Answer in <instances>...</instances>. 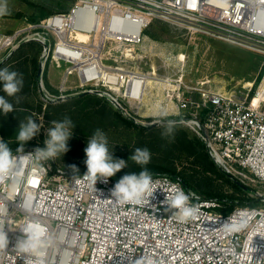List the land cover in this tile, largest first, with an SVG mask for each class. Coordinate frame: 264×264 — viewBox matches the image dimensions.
Instances as JSON below:
<instances>
[{"label":"built area","instance_id":"obj_1","mask_svg":"<svg viewBox=\"0 0 264 264\" xmlns=\"http://www.w3.org/2000/svg\"><path fill=\"white\" fill-rule=\"evenodd\" d=\"M155 21L264 58V0H76L67 12L0 34V66L23 44L38 42L43 47V101L94 94L144 126L152 123L142 119L162 115H178L185 125L182 120L196 122L216 164L227 167L225 171L252 194L244 203L236 199L232 211L222 212L224 199L208 198L177 176L153 174L158 189L149 203L121 205L110 195L118 181L114 177L107 183L98 180L95 192L87 181L74 182L77 174L58 166L55 158L32 163L20 153L15 175L0 185V229L9 240L0 248V264L38 259L17 247L29 224L42 230L44 239L51 237L42 249L44 264H264V75L254 92L253 84L243 90L215 91L206 88L209 81L199 87L187 85L183 69L170 78L158 76L156 70L132 68L130 62L137 60L134 48L145 43V31ZM50 63L56 68L67 65L54 91L45 86ZM72 76L78 83H69ZM162 98L165 106L157 107ZM36 147L43 146H24V154ZM174 184L195 193L190 200L198 210L195 218L181 221L165 211L166 195ZM232 218L245 227L226 233L224 222Z\"/></svg>","mask_w":264,"mask_h":264},{"label":"rangeland","instance_id":"obj_2","mask_svg":"<svg viewBox=\"0 0 264 264\" xmlns=\"http://www.w3.org/2000/svg\"><path fill=\"white\" fill-rule=\"evenodd\" d=\"M75 2L76 0H7L8 12L4 15H0V34H13L25 28L28 24L37 22L31 21L29 17L38 14L40 10L50 13V15L67 12ZM145 35L147 36L145 43L142 46H135L133 51L137 60H132L130 62L132 68L138 69L141 72L156 70L158 76L177 78V75L180 74L179 72L183 69L184 80L186 84L191 87H199L202 82L209 81L210 84L206 86L208 89L215 91H232L243 90L246 84H253V92L264 75L263 56L226 42L204 36L196 35L191 37L173 25L160 21H155L145 31ZM139 55L144 56V58L139 59ZM7 62L1 65L0 68L5 67ZM165 64L167 65L165 66ZM61 65V68H56L55 64H49L45 76V86L48 90H54V88L62 84L64 71L67 65ZM37 81L39 86V78H37ZM69 83H78L77 77H70ZM25 96L24 94L20 96L21 101L25 100ZM34 96L37 106L28 111L32 113L33 119H36L38 124L42 127L39 134L30 141L34 143L31 145H40L44 147L46 130L52 127V120L47 119L43 113H38V105L41 101L39 89ZM73 99L75 98L69 100ZM165 102L163 98L160 99L157 107L165 106ZM110 104L112 105V103ZM45 108L46 106H44V109ZM172 108L173 105L169 104V111ZM74 109L75 106L73 105L70 111L72 112ZM165 111L167 112L166 109ZM13 112L14 111L8 113L9 115L0 119V127L6 126L9 129H18L20 122H26V118H20ZM160 112L158 108L157 113ZM170 119H178V115L151 117L142 119V122H146L147 124ZM167 126L174 127L173 129H183L191 134L198 135L196 130L181 122H171L170 125L169 122H166L155 127L165 129ZM140 127L148 130L155 128L150 126ZM101 130H103L107 136L108 148L109 151L112 152L114 158L120 157L122 153L124 155L128 154L129 151L136 148L139 141L137 133L125 127H120L118 129L108 127V129L101 128ZM80 133L81 131L79 129H72V136L68 141L69 150L63 155L61 154V156L55 158L58 166L63 167L66 157L72 150L85 153L84 149L87 146L88 138L91 136L86 138ZM198 137L200 138L199 135ZM0 138L3 139L1 132ZM155 155H157V153L153 152V156ZM186 167L190 168L188 164H186ZM219 169L222 171L220 167ZM113 177L115 180H119L116 174ZM179 178L181 179V177ZM199 178L201 179L204 177L200 176ZM209 180L218 192L226 196H235L234 201L236 199H244V197L224 179H220L218 176H211ZM257 189L261 191L264 190H262L261 187H256V190ZM224 200L226 203L227 199L225 198ZM260 204L262 203H259V205Z\"/></svg>","mask_w":264,"mask_h":264},{"label":"trees","instance_id":"obj_3","mask_svg":"<svg viewBox=\"0 0 264 264\" xmlns=\"http://www.w3.org/2000/svg\"><path fill=\"white\" fill-rule=\"evenodd\" d=\"M48 15H50V13L40 10L38 14L33 15L32 17L30 16L29 19L38 22ZM42 51L43 47L38 42L25 43L13 54L5 66L10 70L22 74L23 88L15 97H7L2 90V86H0V95H4L13 105V113H16V116L23 119L28 116L33 119L32 113L28 110L34 109L35 106H37L34 95L37 94L39 89L37 78H39L40 73V56ZM22 94L26 95L24 101H21L20 98ZM40 100V104L38 105L39 114L43 113L47 119L52 121H62L65 117H69L76 125L74 129H79L81 131L80 134L83 137L87 138L88 136H92L96 129H108V127L116 129L125 127L128 130L130 129L136 132L139 139L136 148H147L150 150L151 160L146 167L152 174H169L181 177L185 186L208 198H226L225 207L220 209L222 212H230L234 209L235 205L233 202L235 196H226L225 194L218 192L209 180L211 176H218V178L224 179L231 184L232 187L244 197V199H241L243 203L247 198V194L241 189V187L219 169L218 165L210 155L207 146L198 135L191 134L183 129H174V133L171 136L164 137L161 133L164 132L165 129L156 127L149 130L142 129L121 114L106 99L94 94H85L76 97L73 100L68 99L55 103L45 102L41 97ZM73 105L75 106V109L71 112L70 109H72ZM44 106H46L45 109ZM5 116L6 115L2 110H0V119ZM35 121L37 122L36 119ZM8 129L9 128L6 126H2L0 127V132L3 140L9 144L13 151H15L19 147L15 137L18 129ZM31 144L34 143L28 141L24 146ZM136 148H133L126 155L122 153L120 157H116V159L127 161L128 165L126 168L116 173L118 179L126 173H138L141 171V166L129 159L130 155ZM153 152H156L157 155L153 156ZM85 159V153L72 150L66 157L62 168L72 171L70 166L76 165L79 172L86 171L87 168L84 163ZM186 164H188L190 168H187ZM200 176L204 178L200 179ZM249 200L251 205L256 204L254 200Z\"/></svg>","mask_w":264,"mask_h":264},{"label":"clouds","instance_id":"obj_4","mask_svg":"<svg viewBox=\"0 0 264 264\" xmlns=\"http://www.w3.org/2000/svg\"><path fill=\"white\" fill-rule=\"evenodd\" d=\"M8 12L7 0H0V15ZM0 86L7 97H15L23 88L22 74L17 71L10 70L7 67L0 68ZM0 110L7 115L13 111V105L0 95ZM52 127L46 130V139L44 147H36L33 152L24 154V145L39 134L41 125L31 117L26 118V122H20L16 134V141L19 147L13 151L7 142L0 138V185L6 184L16 173L19 164V155L23 153L24 157L32 163L48 161L66 153L68 149V141L72 136V129L76 126L69 117H65L62 121H52ZM171 122H169L170 125ZM174 129L167 126L162 136H171ZM86 159L84 163L87 171L81 177L78 175L79 169L76 165H71V169L77 175L73 176L76 183L81 180L87 181L89 188L97 191L95 185L98 180L104 183L108 182L117 172L126 168L127 161L116 159L108 148V139L101 129H96L93 135L88 138L87 146L84 149ZM130 160L141 166V171L129 172L123 175L110 190L112 200L116 203L144 205L149 203V198H154V193L158 189L157 182L153 180V174L146 167L151 160L150 150L147 148H136L129 157ZM195 196L191 190L187 193L178 185H172L171 194L166 195L165 211H171L177 215L181 221H187L195 218L197 208L190 204V200ZM245 227L243 221L236 219H227L223 228L226 233L239 232ZM24 234L17 247L22 253L35 255L36 260L26 259L25 264H44L42 259L44 253L43 248L51 237L44 239V233L35 225H25L22 229ZM9 243L6 233L0 229V248H4ZM139 264V262H138Z\"/></svg>","mask_w":264,"mask_h":264},{"label":"water","instance_id":"obj_5","mask_svg":"<svg viewBox=\"0 0 264 264\" xmlns=\"http://www.w3.org/2000/svg\"><path fill=\"white\" fill-rule=\"evenodd\" d=\"M40 74V73H39ZM39 92H41V87H39ZM125 116V115H124ZM125 117H127V116H125ZM127 118H129V117H127ZM129 119H131V118H129ZM133 122H135L133 119H131ZM166 122H178V119H170V120H164V121H158V122H153L151 125H150V127H155V126H158V125H162V124H164V123H166ZM136 123V122H135ZM136 124H138L139 126H142V127H146V126H144V125H142V124H140V123H136ZM197 133H198V135L200 136V138H201V140L205 143V145L206 146H208V140L206 139H203L202 137H201V135L199 134V132L198 131H196ZM222 171L226 174V175H228L231 179H233L240 187H241V189L246 193V194H248V195H251L252 193H251V191L246 187V186H244L243 184H241L240 182H238L237 180H235L229 173H227L225 170H223L222 169Z\"/></svg>","mask_w":264,"mask_h":264},{"label":"bare ground","instance_id":"obj_6","mask_svg":"<svg viewBox=\"0 0 264 264\" xmlns=\"http://www.w3.org/2000/svg\"><path fill=\"white\" fill-rule=\"evenodd\" d=\"M108 99L110 100V101H112L113 103H117V99L115 98V97H112V96H108ZM147 100H149V99H147ZM171 105V104H170ZM142 113H144V114H147V111L146 110H142ZM182 121H185L186 123H187V125L189 126V127H191L192 129H194V130H199V126L197 125V123L196 122H194V121H191V120H182ZM139 122V121H138ZM226 171H228V169H227V167H223Z\"/></svg>","mask_w":264,"mask_h":264},{"label":"crops","instance_id":"obj_7","mask_svg":"<svg viewBox=\"0 0 264 264\" xmlns=\"http://www.w3.org/2000/svg\"><path fill=\"white\" fill-rule=\"evenodd\" d=\"M54 90H55V88H54ZM54 90H53V91H54Z\"/></svg>","mask_w":264,"mask_h":264}]
</instances>
